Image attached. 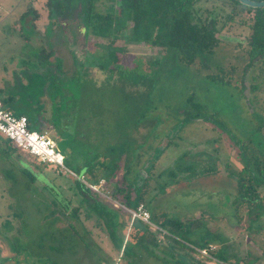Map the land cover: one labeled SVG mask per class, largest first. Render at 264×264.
I'll return each mask as SVG.
<instances>
[{
    "label": "rangeland",
    "instance_id": "obj_1",
    "mask_svg": "<svg viewBox=\"0 0 264 264\" xmlns=\"http://www.w3.org/2000/svg\"><path fill=\"white\" fill-rule=\"evenodd\" d=\"M46 1L0 0V97L13 94L3 106L29 114V128L53 139L70 170L84 175L82 164L95 162L92 173L100 175L106 169L102 163H114L106 169L107 178L95 184L97 191L91 190L106 210L117 208L121 218L129 214L121 203L124 191L110 193L124 180L145 177L147 168L142 187L154 214L147 225L157 246L145 244L133 263L119 259L111 239L96 225L95 210L85 217L86 194L76 191L73 176L48 164L39 172L35 157L0 142V261L172 264L168 258L174 256L173 264H217L172 240L177 237L209 242L210 250L222 249L229 264L236 259L237 264H264V183L256 187L261 197L255 210L234 202L240 169L249 166L260 147L264 153V53L248 59L247 15L241 12L228 23L220 0H200L199 11L213 10L219 42L211 55H193L188 62L182 58L192 52L188 44L179 47V56L134 36L122 0H96L101 17L95 15L93 27L83 30L80 2L61 0L62 12L50 14ZM114 17L120 25L116 32ZM107 57L111 63L100 68L98 62ZM116 62L126 70L138 66L134 79L120 76ZM52 72L73 82L72 98L46 96ZM207 74L227 82H213ZM36 88L41 95L32 94ZM120 91L137 99H126ZM189 95L202 105L201 117L183 121ZM34 106H40L39 116ZM32 175L33 183L28 182ZM165 218L198 221L181 233ZM132 221L129 214V225Z\"/></svg>",
    "mask_w": 264,
    "mask_h": 264
},
{
    "label": "trees",
    "instance_id": "obj_2",
    "mask_svg": "<svg viewBox=\"0 0 264 264\" xmlns=\"http://www.w3.org/2000/svg\"><path fill=\"white\" fill-rule=\"evenodd\" d=\"M80 2L82 5V13L80 14V18L82 19L84 25L80 28V30L86 28H92V20L95 15L101 17L98 12L94 9L96 0H76ZM200 0H122V3L125 8V18L131 22V30L134 36L140 37L144 42L149 44H155L165 49L170 48V50H174L179 55V47L182 45L188 44L192 48V52L188 55V57L182 56L186 61H190L193 55H200L202 57L206 55H211L213 52V48L218 44L219 40L216 37V33H219L218 28L215 26V18L211 16L213 12L212 9L205 8L204 11H199V3ZM217 1V0H216ZM61 0H47L46 5L49 7V13L52 14L53 10L55 13H61L63 10ZM227 8V12L225 13V21L228 23H232L235 21L236 16L239 13H245L250 20L249 24L246 25V22L241 20V25H246L249 32L244 38L245 44L247 46V56L249 60H253L259 57L262 53H264V6L258 8H251L239 3L237 0H220L219 9ZM250 14V15H249ZM110 15V14H109ZM112 22L115 20V32L119 31L120 25L119 22L116 21L117 18H111ZM91 32V31H90ZM116 34H112V38H116ZM110 48L109 46H107ZM117 50L121 51L120 47H114ZM40 53H43V48L40 49ZM45 54V53H44ZM180 56V55H179ZM110 58L107 57L105 61H99L98 65L100 68L103 67L104 64H109ZM114 68L120 76H124L125 73L129 74L131 79H134L135 74L138 73V66L131 68L130 70H126L120 66V63H114ZM38 84L41 83L43 76L37 75ZM48 80L53 85L49 86L45 93L49 98H56L60 95H65L64 98H72L74 92L72 88L73 82L66 78L64 75H55L53 72L48 75ZM206 78L210 79L216 83L225 84L227 81H224L221 77L207 74ZM254 86H250V90H254ZM86 90V89H85ZM36 93H40L39 88H36L33 91V95ZM124 98L130 100H135V96H129L125 94L124 91H120ZM83 96L85 93H82ZM13 94H9L6 98H1L0 101L4 104L5 99H12ZM29 106H32L31 103ZM184 108L182 110V120L188 121L193 118H200L202 105L196 102L193 99L192 95H189L185 98ZM5 109L11 111L15 115H25L27 118V127L29 128V120L30 115L17 112L14 113L11 107L3 106ZM40 106L32 107L35 110V115L39 116ZM29 110L31 108L29 107ZM30 129V128H29ZM33 130V129H32ZM41 131V130H39ZM8 141V140H7ZM9 142V141H8ZM10 143V142H9ZM260 157V158H259ZM95 162L84 163L82 172L84 175L86 174V179L81 172H75L77 178H74V187L77 192L86 194V198L83 197L84 203H86L85 217H90V214L93 210H95L94 217L96 221V225L102 228L105 231V234L111 239L112 246L117 249V252L120 253L119 259L125 258L126 262L133 263L134 260H139L140 250L145 246H157L154 240V235L149 232L148 225L145 222H142L139 219H133L131 225H129V214H127L126 218H121L119 215V210L112 206L113 210H106L105 207L97 201L95 198L98 197L95 192H93L89 187L85 185L82 181L78 179L79 176H82L84 180L90 184H96L100 177L107 178V168L114 167V163L112 164H104L102 163V169L106 166V169L99 175H94L92 173V168ZM129 163V162H128ZM46 163H37L39 168V172H41V168ZM150 167L152 166L149 162ZM124 167L128 169V164L125 163ZM145 177H140L139 180H132L129 182H125L123 187L114 186V191L110 193L113 197L116 192H123L122 195L123 200H121L123 205L128 207L129 209H134L138 203L141 201L144 202V208L148 209V205L144 199V195L146 194L147 188H143L148 181L149 176L148 169L146 168L144 171ZM42 175V174H41ZM143 175V176H144ZM125 177V176H124ZM35 178L33 175L30 177V182L33 183ZM47 181V188L49 186V179ZM264 183V153L262 148L250 156L249 166H243L239 175L235 180V192H234V202L239 205L246 204L249 210H255L258 204V199L261 197L256 187L260 184ZM53 188V187H51ZM129 188V189H128ZM130 190V191H129ZM87 199H90L91 202H88ZM51 202L56 203V201L51 198ZM238 208V207H237ZM78 206L74 207V210L77 211ZM236 209V206H234ZM52 214V212H50ZM53 216V214H52ZM154 214L149 210V219L152 220ZM151 217V218H150ZM172 228L179 230L181 233L188 232L191 230L198 221L197 219L189 220L188 222L174 219V218H165ZM160 226L163 227L164 222H159ZM128 229V233L125 237V231ZM149 235V236H148ZM129 237V239H128ZM174 241L179 242L180 246L189 245L190 249L193 250L196 248H207L209 242H186L181 241L177 237L172 239ZM149 243V244H148ZM209 254L214 257L220 263L225 264L228 262L227 255L223 253L222 249L215 248L214 250H209ZM186 253V252H185ZM183 254V256L185 255ZM149 256V254H148ZM130 258V259H129ZM187 258L189 260H193V257L188 255ZM168 263H174L175 257L170 256ZM179 262V261H178ZM192 261H189V264ZM5 264V262H2ZM245 262H238V264H251ZM43 264H54L49 262H44ZM179 264H182L179 262ZM229 264V262H228ZM237 264V259L232 263Z\"/></svg>",
    "mask_w": 264,
    "mask_h": 264
},
{
    "label": "built area",
    "instance_id": "obj_3",
    "mask_svg": "<svg viewBox=\"0 0 264 264\" xmlns=\"http://www.w3.org/2000/svg\"><path fill=\"white\" fill-rule=\"evenodd\" d=\"M0 134L4 136L12 146L18 148L27 154L35 157L41 163H46L58 169L59 172L67 173L74 178L77 175L64 164V156L56 147L55 142L45 132L36 131L27 127V118L25 115H15L3 107L0 101ZM78 179L85 183L82 176ZM90 189H95V184L85 183ZM130 218L139 219L142 222L149 223V212L142 203H138L134 209H127ZM200 254L212 257L209 254L210 246L207 248H196ZM212 251V250H211ZM214 258V257H212ZM216 260V259H215ZM217 264L220 263L217 261ZM0 264H3L0 261ZM228 264V263H225Z\"/></svg>",
    "mask_w": 264,
    "mask_h": 264
},
{
    "label": "water",
    "instance_id": "obj_4",
    "mask_svg": "<svg viewBox=\"0 0 264 264\" xmlns=\"http://www.w3.org/2000/svg\"><path fill=\"white\" fill-rule=\"evenodd\" d=\"M239 3L251 7V8H258L264 6V0L252 1V0H237Z\"/></svg>",
    "mask_w": 264,
    "mask_h": 264
},
{
    "label": "crops",
    "instance_id": "obj_5",
    "mask_svg": "<svg viewBox=\"0 0 264 264\" xmlns=\"http://www.w3.org/2000/svg\"><path fill=\"white\" fill-rule=\"evenodd\" d=\"M0 142H2L3 145H6V147H7L8 149H10L11 151H12L13 149H18V148H15L14 146H12V145L7 141V139H6L4 136H2L1 134H0ZM19 151H21V150L19 149ZM21 168H22V167H21ZM22 169H23V171H25L24 168H22ZM28 182H30L29 179H28Z\"/></svg>",
    "mask_w": 264,
    "mask_h": 264
}]
</instances>
